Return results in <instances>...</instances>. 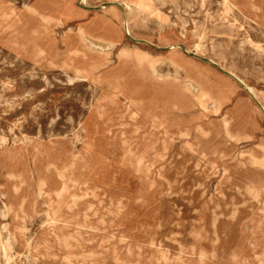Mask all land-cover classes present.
<instances>
[{
	"label": "rangeland",
	"instance_id": "374dc122",
	"mask_svg": "<svg viewBox=\"0 0 264 264\" xmlns=\"http://www.w3.org/2000/svg\"><path fill=\"white\" fill-rule=\"evenodd\" d=\"M0 264H264V0H0Z\"/></svg>",
	"mask_w": 264,
	"mask_h": 264
},
{
	"label": "bare ground",
	"instance_id": "6f19581e",
	"mask_svg": "<svg viewBox=\"0 0 264 264\" xmlns=\"http://www.w3.org/2000/svg\"><path fill=\"white\" fill-rule=\"evenodd\" d=\"M125 6H126V5H125ZM122 24H123V23H122ZM124 27H125V26H124ZM125 29H126V27H125ZM248 229H249V228H248ZM1 249H2V248H1ZM6 256H7V255L4 253V258H6Z\"/></svg>",
	"mask_w": 264,
	"mask_h": 264
}]
</instances>
